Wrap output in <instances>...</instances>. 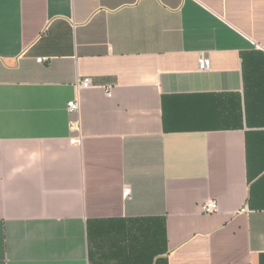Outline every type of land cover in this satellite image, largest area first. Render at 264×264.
I'll use <instances>...</instances> for the list:
<instances>
[{"label": "crops", "instance_id": "1", "mask_svg": "<svg viewBox=\"0 0 264 264\" xmlns=\"http://www.w3.org/2000/svg\"><path fill=\"white\" fill-rule=\"evenodd\" d=\"M0 264H264V0H0Z\"/></svg>", "mask_w": 264, "mask_h": 264}, {"label": "built area", "instance_id": "2", "mask_svg": "<svg viewBox=\"0 0 264 264\" xmlns=\"http://www.w3.org/2000/svg\"><path fill=\"white\" fill-rule=\"evenodd\" d=\"M37 61L42 62V59H38ZM197 68L198 71L200 72H205L207 70H209L210 68V61L207 58H199L197 61ZM91 87V83L89 78H83L82 80H80V82H78L76 84V88L77 90H85V89H89ZM107 96H111L110 93L107 94ZM67 112L70 114H74L77 115L79 112V103L76 101H70L67 103ZM69 128L70 131L74 134V136L71 138V143L72 144H79L80 143V139H81V133H80V122L78 119L72 120L69 122ZM130 193L129 189H125L124 190V196L125 198L128 197ZM218 209L217 204L215 201L213 200H207L205 202H203L202 206H201V210L203 214H212L214 212H216Z\"/></svg>", "mask_w": 264, "mask_h": 264}]
</instances>
